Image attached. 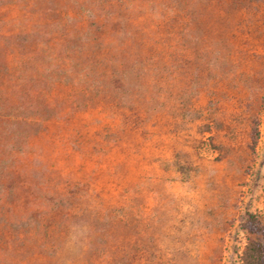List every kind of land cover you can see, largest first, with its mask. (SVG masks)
Listing matches in <instances>:
<instances>
[{
  "label": "rangeland",
  "instance_id": "374dc122",
  "mask_svg": "<svg viewBox=\"0 0 264 264\" xmlns=\"http://www.w3.org/2000/svg\"><path fill=\"white\" fill-rule=\"evenodd\" d=\"M93 4L0 0V264H243L264 0Z\"/></svg>",
  "mask_w": 264,
  "mask_h": 264
},
{
  "label": "trees",
  "instance_id": "16d2710c",
  "mask_svg": "<svg viewBox=\"0 0 264 264\" xmlns=\"http://www.w3.org/2000/svg\"><path fill=\"white\" fill-rule=\"evenodd\" d=\"M126 1L128 0H94L92 11L114 19L117 15L116 7L126 5ZM93 31H98V28H88L75 34V38L80 39L74 45L81 54L89 47L88 40L92 37ZM88 59L91 60V56L81 57L83 62ZM92 63L98 64V59H94ZM243 221L246 243L242 250L241 260L243 264H264V223L255 212H246Z\"/></svg>",
  "mask_w": 264,
  "mask_h": 264
}]
</instances>
